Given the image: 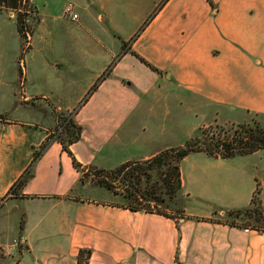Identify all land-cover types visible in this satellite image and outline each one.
<instances>
[{"label": "crops", "instance_id": "0c3cea01", "mask_svg": "<svg viewBox=\"0 0 264 264\" xmlns=\"http://www.w3.org/2000/svg\"><path fill=\"white\" fill-rule=\"evenodd\" d=\"M79 2L98 4L104 21L106 5L124 14L135 0ZM14 34L20 35L15 14L0 7V67L18 63L16 79L26 81L24 45L10 48ZM130 36H119L115 49L98 37L96 47L74 59L48 60L39 73L47 88L31 92L22 83L11 90L12 105L43 108L47 117L0 112V197L28 165L33 146L55 129L53 110L71 112L82 126L70 144L76 159L101 168L178 146L222 111L264 114V0H164L116 56ZM113 59L109 73L87 93ZM3 77L0 71V82ZM58 82L72 89L59 91ZM251 153L221 157L200 150L181 158L176 197L186 217L176 221L111 202L120 194L106 187L108 196L85 194L87 184L102 185L90 176L81 180V170L53 139L32 175L0 201V215L16 212L14 235L0 241V264H77L80 247L91 249L87 264H264V231L199 218L220 219L228 209L251 205L256 182L261 184L256 167L243 163ZM10 200L16 205L6 207Z\"/></svg>", "mask_w": 264, "mask_h": 264}, {"label": "rangeland", "instance_id": "374dc122", "mask_svg": "<svg viewBox=\"0 0 264 264\" xmlns=\"http://www.w3.org/2000/svg\"><path fill=\"white\" fill-rule=\"evenodd\" d=\"M75 3L76 10L78 12V19L71 20L69 16L64 13L63 7L68 2ZM36 6L37 12L30 11L26 17V23L29 27V44L31 45L27 50L22 52L23 64L22 68L26 69V81H22L19 76V81L16 79L18 74V63H5L6 65L0 67V71L3 72L4 77L0 82V112L6 113L8 116H14L15 113L18 117L22 118H39L45 119L47 114L43 112V108H34L32 106H20L12 105V99L10 97L11 90L13 88L20 89L21 84H25L28 91H37L41 88H47L49 81L47 78H41L39 73L45 62L48 60H69L74 59L80 50H90L96 47L98 44V37H101L103 44L108 48L115 49L119 42V36H130L137 31L147 15L152 11L154 5L150 3V0H135L134 4L130 5V9L126 13L121 14L112 9L113 5L108 6L109 10H106L105 15L108 16L107 20L98 19V4L84 5L79 0H32ZM117 7L119 5H116ZM1 8L11 11L16 15V11L5 6ZM118 10V9H117ZM114 13V14H113ZM110 16H114L113 22H110ZM112 27L113 29H111ZM111 29V30H110ZM16 33V32H15ZM115 33V35L113 34ZM25 41L22 36L18 34L10 35V48L19 50L23 47ZM11 53V50H9ZM8 55V53H6ZM95 61V60H94ZM25 74V71H24ZM59 91L70 92L72 86L68 83L58 82L56 83ZM67 113V112H66ZM264 114L251 113L248 116L243 115L238 111H222L215 116H208L206 118L210 123H220L224 125H230L238 122H250L262 121ZM245 119V120H244ZM244 120V121H239ZM186 140H181V144ZM180 144V145H181ZM244 164L252 165L256 167L259 180L262 186L261 198L262 205L264 204V149H260L255 153H251L243 160ZM164 166L160 168H151V177L146 182L145 177H142L140 185L142 187L148 186L151 183L156 184L162 188L161 173ZM89 172V170H88ZM97 183L96 181H94ZM122 185V184H121ZM163 189V188H162ZM85 194L94 196H108V190L99 185L87 184L82 189ZM163 197L160 201H145L139 199L141 203H149V206L161 212H165L170 215H177L175 209L181 207L176 195L173 199H169L165 192H159ZM118 196H113L115 203H128L129 199H126L121 193ZM177 194V192H176ZM9 196L5 193L0 197V201ZM259 196V194H258ZM13 200L8 201L6 207H12ZM131 204H137L136 200L131 201ZM201 206V205H199ZM263 207V206H261ZM12 214H16L14 210L10 211L8 215H0V241L5 244L8 243L15 233V225L13 223ZM222 220L237 224L245 223H259L255 222L254 218L248 217L246 214L237 216L235 213L228 214L227 212L220 217ZM261 223V222H260ZM264 224V222L262 223ZM4 264H13V260H4Z\"/></svg>", "mask_w": 264, "mask_h": 264}, {"label": "trees", "instance_id": "16d2710c", "mask_svg": "<svg viewBox=\"0 0 264 264\" xmlns=\"http://www.w3.org/2000/svg\"><path fill=\"white\" fill-rule=\"evenodd\" d=\"M208 1L211 2V0ZM163 2L164 0L158 3L147 15L137 31L122 43L121 49L116 56H119L128 50L132 40L136 38ZM0 5L16 11L15 16L17 30L22 36L23 41L26 42V44L24 43L23 49L27 50L30 47V44L28 43L29 27L26 23V17L30 11L37 12L36 6L33 4L32 0H0ZM133 53L139 57L141 61L157 70V67L147 61L143 56L136 52ZM113 62L114 59L108 63L106 68L88 89L87 93H90L93 89H95L100 79L109 73ZM19 73L21 74V69ZM53 113L57 118L55 129L50 131L39 145L33 146L32 155L28 165L12 182L6 193L17 192V190L32 175L33 164L37 158L41 156L43 151L53 139H57L61 143L62 148L71 156L73 166L78 170H81V180L90 176L93 181H96L98 184L106 187L114 193H121L126 199H129L128 203H121L122 206L130 209H141L161 213L170 217H176V221H178V217H186V214L181 207L175 209L177 215H170L151 208L149 203L146 204L139 202V199H143L148 202L152 200H163V197L159 193L160 191L165 192L169 199H173L181 184L179 168V161L181 158L192 151L200 150L211 156L229 157L248 154L264 148L263 115L262 121L255 120L252 123L237 122L231 123L230 125H224L217 122L209 123L201 126L199 130L195 134L189 136L183 144L166 147L145 159L125 160L112 168H101L93 164L82 165V163L76 159L70 150V144L80 138L82 126L75 121L72 115H70L71 112L66 113L53 110ZM60 126L61 128L59 130L58 128ZM161 166H164V169L160 171L163 189L152 183L148 186L142 187L140 185L142 177H145L146 182H148V179L151 177L150 169L160 168ZM260 190V185L256 182L255 189L251 196V205L247 207L228 209L226 211L228 214L235 213L237 216L241 214H246L248 217L252 216L255 222L259 223L237 224L215 217L199 218L211 221L216 220L232 225L250 227L264 231V224H262L264 222V210L261 208V199L258 196ZM134 200L138 203L131 204L130 202ZM20 226H22V220L20 222ZM177 227H179L178 224ZM90 254V248L80 247L77 252V264H87Z\"/></svg>", "mask_w": 264, "mask_h": 264}, {"label": "built area", "instance_id": "2783aa9c", "mask_svg": "<svg viewBox=\"0 0 264 264\" xmlns=\"http://www.w3.org/2000/svg\"><path fill=\"white\" fill-rule=\"evenodd\" d=\"M64 13L69 16L71 19L77 18V13L74 11V4L71 1H68L64 6ZM61 126L58 128L60 130Z\"/></svg>", "mask_w": 264, "mask_h": 264}]
</instances>
